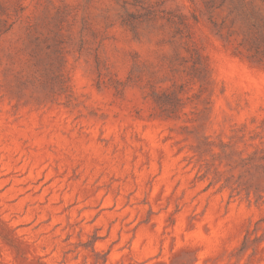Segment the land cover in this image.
Masks as SVG:
<instances>
[{"label":"rangeland","instance_id":"rangeland-1","mask_svg":"<svg viewBox=\"0 0 264 264\" xmlns=\"http://www.w3.org/2000/svg\"><path fill=\"white\" fill-rule=\"evenodd\" d=\"M0 264H264V0H0Z\"/></svg>","mask_w":264,"mask_h":264}]
</instances>
